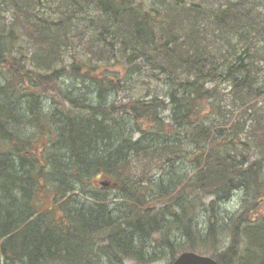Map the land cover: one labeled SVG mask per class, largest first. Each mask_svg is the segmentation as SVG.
Instances as JSON below:
<instances>
[{
  "label": "trees",
  "instance_id": "16d2710c",
  "mask_svg": "<svg viewBox=\"0 0 264 264\" xmlns=\"http://www.w3.org/2000/svg\"><path fill=\"white\" fill-rule=\"evenodd\" d=\"M223 1L0 0V264H264V21Z\"/></svg>",
  "mask_w": 264,
  "mask_h": 264
},
{
  "label": "rangeland",
  "instance_id": "374dc122",
  "mask_svg": "<svg viewBox=\"0 0 264 264\" xmlns=\"http://www.w3.org/2000/svg\"><path fill=\"white\" fill-rule=\"evenodd\" d=\"M226 1H228V0H224L223 3H226ZM136 2L137 3L143 2L144 8H147V7H152L154 2L156 3V0H136ZM179 2H180V6H182V7L187 8L188 6H193L199 10H203L205 7L208 8V7L214 5V3H211L210 0H179ZM235 2L238 3L240 6H243L246 4H252L255 7L253 9L252 14H257V16L261 17L262 20L264 21V0H235ZM164 3L165 2H161L159 4L163 5ZM48 4H50V3H48ZM159 4H157L156 7H158ZM177 6L180 7L179 4ZM52 7H53L52 10L56 14L60 15V12L57 10L58 8L55 5V3H53ZM189 10H192V9H189ZM189 10L187 11L188 14L190 12ZM170 15H171V20H175L176 11L171 9ZM11 17H12V13L10 10H6V9L0 10V21L1 22L7 23ZM184 26H185V28H187L188 24H185ZM186 32H187V29H186ZM249 36H251V40L253 37H254V39H259L260 34L255 33V34H250ZM26 48H27L26 51H23L22 53H24V56H26V58H27L28 56H30L31 53L28 50V49H30V46L28 44L26 45ZM98 55H100V54L95 53L94 55H91L90 58L96 59V57ZM108 58H109V55L106 54L98 62V65L108 64L109 61L111 60V59L109 60ZM259 58H262V57L258 56V59ZM70 59L67 58L66 61H69ZM105 67H107V66H104L101 68H105ZM109 68L111 70H121L123 68V70H124V67H122V65L120 63H119V65L114 64L112 66H109ZM220 88H221L220 89L221 93L223 94V99L225 100L227 98L228 88L226 87L225 84H221ZM167 89H168V87H165L162 79H158L157 75L156 76L153 75L151 73V71L149 70V68L147 70V68L144 67L141 72L131 74L129 80L126 83L122 84V89L118 93H115V95H116L115 99L118 103H122V104L128 103L130 100H136V99L148 100L151 98L152 95H158V94H160V95L164 94L165 95ZM167 114H168V112L164 113V115H167ZM152 164L153 165L151 167V170H152V172H154L157 169V165H156V162H152ZM105 191H107V193L109 194V198H111L112 197L111 194H112V192H114L112 190V188L108 187ZM241 196H242V194L237 192L231 201L223 204V209L227 210L228 212H235L237 210V207L239 206V200H240ZM211 201H212V197L210 195H204L203 202L205 204H208ZM165 202H166V200H158V201L153 200L152 204H154L155 208H161ZM203 219H204V217H201L200 221L202 222ZM164 262L165 261H158L154 264H160V263H164ZM124 264H134V262L126 260L124 262Z\"/></svg>",
  "mask_w": 264,
  "mask_h": 264
},
{
  "label": "water",
  "instance_id": "95a60500",
  "mask_svg": "<svg viewBox=\"0 0 264 264\" xmlns=\"http://www.w3.org/2000/svg\"><path fill=\"white\" fill-rule=\"evenodd\" d=\"M168 264H218V262L205 255L195 252H183L172 263Z\"/></svg>",
  "mask_w": 264,
  "mask_h": 264
}]
</instances>
